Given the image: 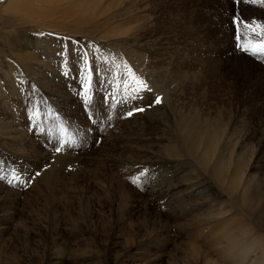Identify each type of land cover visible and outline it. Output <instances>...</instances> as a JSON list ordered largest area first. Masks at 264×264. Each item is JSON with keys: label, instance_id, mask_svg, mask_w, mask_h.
<instances>
[{"label": "rangeland", "instance_id": "374dc122", "mask_svg": "<svg viewBox=\"0 0 264 264\" xmlns=\"http://www.w3.org/2000/svg\"><path fill=\"white\" fill-rule=\"evenodd\" d=\"M85 2L0 62V264H229L264 240V2Z\"/></svg>", "mask_w": 264, "mask_h": 264}, {"label": "bare ground", "instance_id": "6f19581e", "mask_svg": "<svg viewBox=\"0 0 264 264\" xmlns=\"http://www.w3.org/2000/svg\"><path fill=\"white\" fill-rule=\"evenodd\" d=\"M72 1L73 3L70 4ZM85 1L71 0L70 2V0H18L15 2V0L14 1L7 0L6 3H4V5L0 7V62L2 63L5 55H8L10 57L11 56L15 57L17 54L19 55V57H17V60H21V62L38 61L37 52L43 53L44 51L38 50L40 48L38 46L36 48H33L30 42H27V40L29 39V41H31L32 39H34L38 42L39 37L40 38L42 37L40 36L41 34H35L36 31L38 30H44V31L48 30L49 31L50 28L54 27L53 25L50 24L51 22L49 20L40 19L39 16H37L39 12L43 10V8L46 9V5H48L49 9L47 8V10L48 12H50L51 10V15L53 17L54 15L57 14L58 17L68 18L71 13L73 15V12L75 11V7L80 6L81 4L80 6L81 9H76V14L78 15V19H80V17H82L81 15L84 14V11H85V5H86ZM93 12L96 13L97 10H94ZM68 13H70L69 16H68ZM43 15L45 16V14ZM49 17H50V13H49ZM27 48H29L30 50H34V51H31V52L24 51ZM38 67L41 68L45 73L49 71V66L43 60H40L38 62ZM39 76L40 74H37V78ZM41 77L44 79L42 75ZM33 80L36 81L35 78ZM43 84L45 85V82ZM166 108L167 107L164 104L160 108V110L163 112L164 109ZM6 137L8 138L7 135ZM6 137L5 138L3 137V139H6ZM208 138L210 141V145L213 146L214 145V135L210 133V135H208ZM231 186L233 188L235 187L233 185L232 180H231ZM231 186L227 182V189H230ZM239 200H241L242 204L247 207L244 189L242 193L240 194ZM220 215L221 213H218L217 215H215V218H216L215 220H221L219 218ZM223 217L224 216H222V218ZM215 220L213 219L209 220V224H214V223L217 224ZM219 222H223V221H219ZM240 229L241 231H239V229L237 228L236 232L232 230V232L229 233V236L226 235L227 237L224 238L225 241L229 240L228 243L226 241L227 245L223 249L225 251L224 259L227 260L229 264H264V240L260 239L257 235H254V237L252 236L251 238L247 237L246 234L248 232L253 231L252 228L250 227L248 228L242 227ZM254 229L256 232V230L258 229V224L254 227ZM220 256H221V252H220ZM199 259L200 258L198 257L193 258L191 259L190 263L198 264ZM207 263H209L208 259H207Z\"/></svg>", "mask_w": 264, "mask_h": 264}, {"label": "snow or ice", "instance_id": "6c2138e0", "mask_svg": "<svg viewBox=\"0 0 264 264\" xmlns=\"http://www.w3.org/2000/svg\"><path fill=\"white\" fill-rule=\"evenodd\" d=\"M245 3H255L256 0H244ZM264 2V0H262ZM244 27L249 29V32L256 37H259L258 40H253L251 39V36H249L248 39L245 40L244 43H241L240 41L243 39L242 36L239 33V29L237 30V36H236V48L243 51L247 52L253 56L257 57H264V24H259L255 20L252 21L251 24H244ZM87 63V61H85ZM129 74L131 75V78L134 80V82L139 86L135 89L136 92H140L143 89L147 88V84L144 83L142 80H140L138 77H136L134 74L131 73V70L129 69ZM156 104L161 103V98L157 97ZM137 111H143V109H138ZM129 116L132 115L131 112L128 113ZM57 152L60 151L59 148L56 149ZM145 175L144 172L140 173V177H143ZM140 177L134 178L133 183L139 184Z\"/></svg>", "mask_w": 264, "mask_h": 264}]
</instances>
